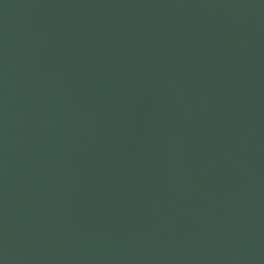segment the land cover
Listing matches in <instances>:
<instances>
[{
  "label": "water",
  "instance_id": "water-1",
  "mask_svg": "<svg viewBox=\"0 0 264 264\" xmlns=\"http://www.w3.org/2000/svg\"><path fill=\"white\" fill-rule=\"evenodd\" d=\"M0 264H264V0H0Z\"/></svg>",
  "mask_w": 264,
  "mask_h": 264
}]
</instances>
